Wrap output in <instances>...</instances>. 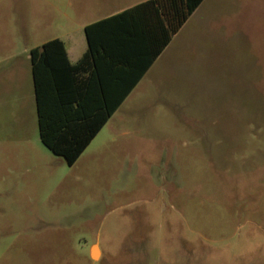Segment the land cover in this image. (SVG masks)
<instances>
[{
  "label": "rangeland",
  "instance_id": "obj_1",
  "mask_svg": "<svg viewBox=\"0 0 264 264\" xmlns=\"http://www.w3.org/2000/svg\"><path fill=\"white\" fill-rule=\"evenodd\" d=\"M144 1L0 0V264H264V0H205L72 166L39 139L30 51Z\"/></svg>",
  "mask_w": 264,
  "mask_h": 264
},
{
  "label": "trees",
  "instance_id": "obj_2",
  "mask_svg": "<svg viewBox=\"0 0 264 264\" xmlns=\"http://www.w3.org/2000/svg\"><path fill=\"white\" fill-rule=\"evenodd\" d=\"M203 0H147L84 27L70 64L54 39L29 53L41 143L72 166Z\"/></svg>",
  "mask_w": 264,
  "mask_h": 264
},
{
  "label": "crops",
  "instance_id": "obj_3",
  "mask_svg": "<svg viewBox=\"0 0 264 264\" xmlns=\"http://www.w3.org/2000/svg\"><path fill=\"white\" fill-rule=\"evenodd\" d=\"M147 1V0H145ZM144 1V2H145ZM205 0L202 1V3L199 5V7L203 4ZM198 7V8H199ZM128 8H131V7H119V8H114L112 11H110V13H108L107 15L97 19L96 21H93V23L95 22H98V21H101L103 19H106V18H109L111 16H114L116 14H119L121 12H123L124 10L128 9ZM198 8L192 13V15L189 17V19L184 23V25L181 27V29L183 27H185V25L193 18L195 17L196 15V11L198 10ZM92 24V23H90ZM89 25V24H88ZM87 26V25H86ZM181 29L178 31V33L181 31ZM177 33V34H178ZM176 34V35H177ZM54 39H58L60 40L63 44H64V47H65V50H66V54H67V58H68V61L70 62V64H75L80 58L81 56L83 55V53L86 51L87 49V44L84 45L82 42H80L79 40H74V39H70L68 41H65L64 39H62L61 37H55L51 40H54ZM85 39V38H84ZM49 40V41H51ZM48 42V41H46ZM44 42V43H46ZM43 43V44H44ZM42 45V44H41ZM92 248V247H91ZM97 248V246H96ZM91 251V249H90ZM97 252H98V258H100L101 254L99 252V250L97 249ZM99 260V259H98Z\"/></svg>",
  "mask_w": 264,
  "mask_h": 264
},
{
  "label": "water",
  "instance_id": "obj_4",
  "mask_svg": "<svg viewBox=\"0 0 264 264\" xmlns=\"http://www.w3.org/2000/svg\"><path fill=\"white\" fill-rule=\"evenodd\" d=\"M94 247H96V246H95V245L92 246L91 251H90V257H91V259H92L93 261H95V259H96V256H94V254L92 253V249H93ZM95 255H96V254H95Z\"/></svg>",
  "mask_w": 264,
  "mask_h": 264
},
{
  "label": "bare ground",
  "instance_id": "obj_5",
  "mask_svg": "<svg viewBox=\"0 0 264 264\" xmlns=\"http://www.w3.org/2000/svg\"><path fill=\"white\" fill-rule=\"evenodd\" d=\"M92 253L94 254V256H96V258H97V256H98V252H97V248L96 247H94L93 249H92ZM96 254V255H95Z\"/></svg>",
  "mask_w": 264,
  "mask_h": 264
}]
</instances>
